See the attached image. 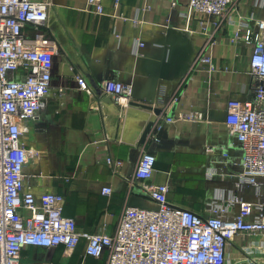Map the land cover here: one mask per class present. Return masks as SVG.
<instances>
[{
    "label": "crops",
    "instance_id": "0c3cea01",
    "mask_svg": "<svg viewBox=\"0 0 264 264\" xmlns=\"http://www.w3.org/2000/svg\"><path fill=\"white\" fill-rule=\"evenodd\" d=\"M49 1L43 31L58 50L49 94L27 123L26 143L40 159L24 167L26 189L61 194L62 214L74 220L77 231L112 234L129 200L154 206L133 175L140 153L152 146L156 163L149 182L167 183L171 204L202 216L217 205L231 216L237 211L229 204L232 193L264 201L250 185L235 190L242 151L224 124L227 100L248 98L253 86L248 73L252 44L232 42L233 32L243 34L244 21L253 28L264 6L233 0L217 20L190 12L187 0H119L116 8L113 0H103L100 14L86 0ZM204 56L210 57L211 69L201 61ZM76 75L86 81L88 93L78 89ZM109 79L131 85L127 106L104 94L103 82ZM158 94L168 107L155 104ZM188 111L201 112L203 120L169 123L155 145L154 126L143 137L155 112ZM107 157L123 161L118 171L106 164ZM103 186L111 187V195L101 194ZM85 243L80 239L70 253L62 245L26 247L21 260L105 264L106 252L87 256ZM240 243L234 238L228 244L231 256L239 254Z\"/></svg>",
    "mask_w": 264,
    "mask_h": 264
},
{
    "label": "built area",
    "instance_id": "2783aa9c",
    "mask_svg": "<svg viewBox=\"0 0 264 264\" xmlns=\"http://www.w3.org/2000/svg\"><path fill=\"white\" fill-rule=\"evenodd\" d=\"M102 1L86 0V4L100 14ZM231 1L187 0V7L218 20ZM255 2L264 6V0ZM118 3L113 0L115 8ZM49 5V0H0V264H27L21 252L30 246L62 245L70 253L80 239L87 242L85 255L99 257L106 252L105 264H264V201L232 193L229 204L236 205L237 211L231 216L217 205L202 216L171 204L168 184L149 182L156 162L147 151L140 153L133 175L141 180V189L154 206H126L112 234L77 231L74 220L62 214L61 194L26 189L24 167L40 159V152L26 143L27 123L38 116L49 94L53 56L58 50L43 31ZM252 22L255 30L244 21L243 34L238 29L231 38L252 44L248 62L252 93L245 99L227 100L224 124L242 151L235 190L250 185L256 195H264V16ZM201 61L211 69L209 56ZM74 80L79 90L89 92L82 77L76 75ZM102 87L117 104L127 106L130 84L109 79ZM61 92L62 87L58 88ZM157 96L155 104L168 107L162 94ZM179 120L201 121L203 114L157 116L154 129ZM207 150L212 151L211 147ZM105 162L118 171L123 161L107 157ZM111 192L110 186L101 188L102 195ZM234 238L241 242V255L236 257L227 250Z\"/></svg>",
    "mask_w": 264,
    "mask_h": 264
},
{
    "label": "water",
    "instance_id": "95a60500",
    "mask_svg": "<svg viewBox=\"0 0 264 264\" xmlns=\"http://www.w3.org/2000/svg\"><path fill=\"white\" fill-rule=\"evenodd\" d=\"M155 113H156V114H154L155 117L152 119V121H150L147 124V126L145 128V133H144V136L143 137L146 136L148 130H151L150 129L151 126L153 127L155 125V122L154 121H155L156 117L159 116V113L158 114H157V112H155ZM166 128L167 127L164 124H161L160 127L154 132V134H153V140H152V145L157 144L161 140V138L167 133L168 130ZM151 147L152 146H150V148H148V150H145V151H147L149 153H153V150H152ZM128 205H131V206H139L138 204H135L131 200H129V204Z\"/></svg>",
    "mask_w": 264,
    "mask_h": 264
},
{
    "label": "rangeland",
    "instance_id": "374dc122",
    "mask_svg": "<svg viewBox=\"0 0 264 264\" xmlns=\"http://www.w3.org/2000/svg\"><path fill=\"white\" fill-rule=\"evenodd\" d=\"M241 254L239 253V256H240Z\"/></svg>",
    "mask_w": 264,
    "mask_h": 264
}]
</instances>
